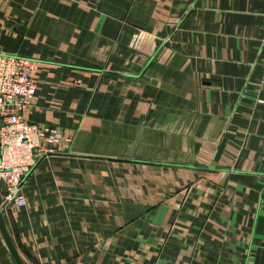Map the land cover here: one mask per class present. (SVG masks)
Wrapping results in <instances>:
<instances>
[{"label": "crops", "instance_id": "obj_1", "mask_svg": "<svg viewBox=\"0 0 264 264\" xmlns=\"http://www.w3.org/2000/svg\"><path fill=\"white\" fill-rule=\"evenodd\" d=\"M0 51L73 139L3 209L25 264H264V0H0Z\"/></svg>", "mask_w": 264, "mask_h": 264}, {"label": "built area", "instance_id": "obj_2", "mask_svg": "<svg viewBox=\"0 0 264 264\" xmlns=\"http://www.w3.org/2000/svg\"><path fill=\"white\" fill-rule=\"evenodd\" d=\"M36 71V61L0 51V192L4 202L19 209L27 206L22 182L39 157L73 141L58 128L31 124L25 118L38 91Z\"/></svg>", "mask_w": 264, "mask_h": 264}, {"label": "water", "instance_id": "obj_3", "mask_svg": "<svg viewBox=\"0 0 264 264\" xmlns=\"http://www.w3.org/2000/svg\"><path fill=\"white\" fill-rule=\"evenodd\" d=\"M1 190L4 192L5 188L4 186L1 187ZM8 204L7 201H5L3 204L0 205V231L3 235V238L16 262V264H25V262L23 261L22 257L20 256L12 238L11 235L9 233V230L7 228L4 216H3V209L6 207V205Z\"/></svg>", "mask_w": 264, "mask_h": 264}]
</instances>
